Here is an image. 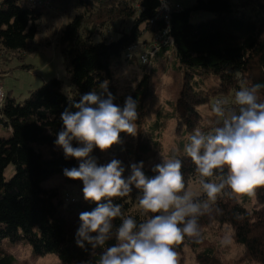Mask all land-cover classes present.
Here are the masks:
<instances>
[{"label": "trees", "instance_id": "1", "mask_svg": "<svg viewBox=\"0 0 264 264\" xmlns=\"http://www.w3.org/2000/svg\"><path fill=\"white\" fill-rule=\"evenodd\" d=\"M44 2L61 8L64 13H77L60 34L58 44L68 83L53 78L30 92L24 102L9 92L0 104V125L11 134L8 139L0 138V245L9 240L11 244L29 245L39 255L55 254L62 264L88 261L96 264L103 249L97 248L91 254L90 245L82 249L76 243V231L81 223L79 214L92 211L96 205L85 201L81 181L68 179L63 174L64 168L78 167L79 162L74 158L66 160L63 150L54 144L56 133L63 127L61 113L73 102H79L83 94L99 91V85L105 81L116 96L115 103L121 107L126 97H133L138 101L136 136L122 133L120 145L108 152L94 149L92 155L99 165H106L113 158L122 161L127 169L125 178L130 174V164L141 161L147 177L156 175L153 168L162 162L153 163L161 148L160 140L154 135L166 127L167 119H176L178 115H167L160 110L151 123L146 101L150 73L130 95L121 96L113 60L126 57L133 46L152 45L155 35L166 28V23L158 16L160 0H0V63L6 64L14 57L22 60L29 52L39 33V23L48 10ZM195 14H210L212 18L193 22ZM93 18L95 21L91 22ZM89 23L91 29L87 28ZM111 27L117 33L109 39L106 31ZM147 35L152 36L151 41H147ZM169 36L177 66L187 69V76L192 75L194 97H204L206 101L210 97L226 100L228 107L235 108L234 96L242 80L249 86L264 85V0H196L188 8L173 11ZM5 74L6 71H0V78ZM206 74L216 77L219 83L202 88L205 83L195 78L197 75L205 78ZM259 98L264 101V88ZM177 111L181 116L183 109L177 108ZM221 124L222 118L213 112L210 121H205L200 130L208 133ZM144 128L153 133L143 132ZM74 146L78 145L74 142ZM181 161L187 188L191 184L201 185V179L218 182L215 177L201 178L190 157ZM10 166L15 168V174L7 179ZM53 177H58L57 183L45 186ZM224 193H231V189L226 187ZM140 194L133 187L127 197L114 201L137 223L148 218L136 209L139 205L136 197ZM67 195L75 202L67 201ZM194 199L204 201L207 195L203 191ZM209 203L213 210L199 217L200 230L215 223L231 226L236 243L244 248L247 257L264 264V187L256 188L251 196L221 194L215 203ZM216 209L222 211L217 213ZM120 223V219L115 221L116 226ZM195 238L185 237L174 250L180 252L188 245L197 252L199 264H219L213 248L198 253L199 243ZM115 242L113 237L108 244ZM0 264H16V258L0 247Z\"/></svg>", "mask_w": 264, "mask_h": 264}, {"label": "clouds", "instance_id": "2", "mask_svg": "<svg viewBox=\"0 0 264 264\" xmlns=\"http://www.w3.org/2000/svg\"><path fill=\"white\" fill-rule=\"evenodd\" d=\"M261 88L264 85L249 86L242 80L234 96L235 108L228 107L226 100H218L212 108L222 118V124L208 133L196 129L185 144L184 151L199 176L215 177L218 181L201 179L207 195L204 201L195 200L187 189L180 159L162 158V163L154 166L156 175L151 178L145 175L142 161L132 163L125 178L127 169L122 161L113 158L106 165H99L92 155L94 149L108 152L120 145L122 133L136 136L137 100L128 96L121 107L105 81L99 91L85 93L79 102H73L61 113L63 127L56 133L54 144L63 150L66 160L74 158L79 162L78 167L64 168L63 174L81 181L85 201L96 205L92 211L79 214L78 247L90 245L91 254L97 248L103 249L96 264H178L175 246L185 237H200L198 219L211 214L209 201L215 203L221 194L251 196L256 188L264 187ZM133 187L141 193L136 197L140 208L151 214L140 223L126 216L122 206L114 202L127 197ZM226 187L231 193H224ZM117 219L121 220L118 226ZM113 237L116 242L108 244Z\"/></svg>", "mask_w": 264, "mask_h": 264}, {"label": "rangeland", "instance_id": "3", "mask_svg": "<svg viewBox=\"0 0 264 264\" xmlns=\"http://www.w3.org/2000/svg\"><path fill=\"white\" fill-rule=\"evenodd\" d=\"M195 1L174 0V3L188 8ZM46 4L45 8L48 10L39 23V33L29 52L23 56L22 60L14 57L6 64L0 63V71H6L4 77L0 78V83L3 84L5 92H10L11 96L19 102H24L28 99L30 92L42 88L53 78L68 83L65 60L58 44L60 34L77 13H64L61 8L50 7L48 2ZM210 18H212L210 14H195L192 21L200 22ZM94 21L95 18L91 20V22ZM87 28H92L90 23ZM116 33L115 27L106 31L109 39L115 37ZM149 48L150 46L148 48L141 47L139 52H146ZM187 72V69H180L177 66L174 53L168 54L161 61L152 60L148 65H142L138 60L131 62L124 55L113 60V73L121 96L130 95L144 76L150 73L149 97L146 101L150 109L148 119L151 123L156 119L160 110H163L167 115H178L176 119L175 117L167 119L169 122L166 127L155 133L154 137H158L160 140L161 148L153 159V163L162 162V158L180 160L186 158L184 146L189 143L190 136L196 129H200L205 121L209 122L213 116L212 108L217 98L210 97L206 101L204 97H194V88L192 87L194 81L192 75L191 77L187 76ZM206 75L205 78L201 75H197L195 78L205 83L202 84V88L219 83L216 77ZM177 108L183 109V114H180L182 117L179 116ZM143 132L153 133L149 128H144ZM10 136V131L0 125V138L8 139ZM14 174L15 168L10 166L6 172V178L11 179ZM57 179L58 177L51 178L45 183V186L55 185ZM187 189L192 192L193 198L203 193V188L199 184H191ZM136 209L142 210L139 205L136 206ZM195 240H199L198 253L209 249V247L213 248L218 256L219 264H258L249 259L244 248L236 243L234 230L227 224L208 225L200 230V237ZM0 247L16 258V264H62L57 255L36 254L31 246L23 243L11 244L9 240H5ZM177 253L178 264H199L197 252L190 246H184Z\"/></svg>", "mask_w": 264, "mask_h": 264}, {"label": "built area", "instance_id": "4", "mask_svg": "<svg viewBox=\"0 0 264 264\" xmlns=\"http://www.w3.org/2000/svg\"><path fill=\"white\" fill-rule=\"evenodd\" d=\"M161 6L158 10L159 19L164 20L166 23V28L160 31L158 34L155 35L153 39L152 45H150L149 50L146 52H139V48L146 47V46H133L128 49L126 58L129 61L137 59L142 63V65H148L157 55L158 51L161 49L162 46H166L168 44H173L172 39L169 36V28H170V17L174 10H181L182 7L180 5L175 4L172 0H160ZM36 4V2H34ZM45 5L46 2H44ZM39 5H43L41 2L38 3ZM151 24H155L154 21H151ZM148 48V47H147ZM7 93L2 84H0V104H3L6 100ZM67 201L75 202L71 195H67Z\"/></svg>", "mask_w": 264, "mask_h": 264}, {"label": "crops", "instance_id": "5", "mask_svg": "<svg viewBox=\"0 0 264 264\" xmlns=\"http://www.w3.org/2000/svg\"><path fill=\"white\" fill-rule=\"evenodd\" d=\"M148 36V35H147ZM152 40V36H148L147 37V41H151ZM149 45V44H148ZM147 45V46H148ZM146 46V47H147ZM150 46V45H149ZM148 46V47H149ZM174 44L172 45V46H169V48H167V46H164V47H162L160 50H159V52H158V54H157V57L153 60V61H161V60H163L168 54H170V53H174Z\"/></svg>", "mask_w": 264, "mask_h": 264}]
</instances>
